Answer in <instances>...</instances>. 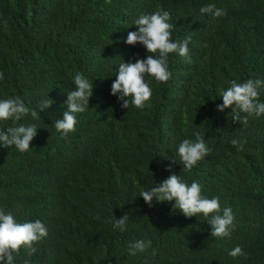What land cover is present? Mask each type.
Listing matches in <instances>:
<instances>
[{
  "label": "trees",
  "instance_id": "1",
  "mask_svg": "<svg viewBox=\"0 0 264 264\" xmlns=\"http://www.w3.org/2000/svg\"><path fill=\"white\" fill-rule=\"evenodd\" d=\"M209 3L227 15L202 14ZM156 11L170 13L173 41L191 36V62L170 54L171 79H150L152 106L123 109L111 94L119 64L148 55L125 41L139 15ZM0 72V99L20 97L39 116L20 122L38 129L29 151L0 147V210L48 230L36 253L21 249L14 264H264V116L243 127L232 109H217L231 81L264 80V0H0ZM77 72L93 83V97L61 138L53 125ZM196 132L211 152L185 173L168 158ZM233 139L246 141L243 151ZM169 167L232 209L230 238L211 237L203 216L187 218L174 202L150 207L140 197L173 174ZM125 214L127 230L115 229ZM137 240L151 247L131 256ZM237 246L247 258L228 255Z\"/></svg>",
  "mask_w": 264,
  "mask_h": 264
},
{
  "label": "clouds",
  "instance_id": "2",
  "mask_svg": "<svg viewBox=\"0 0 264 264\" xmlns=\"http://www.w3.org/2000/svg\"><path fill=\"white\" fill-rule=\"evenodd\" d=\"M202 14L213 17L226 16L224 9L218 8L216 4L209 3L200 8ZM168 11H156L152 14H141L134 21L138 31L129 32L125 43L130 46L142 44L148 52L146 59H137L134 63L122 62L119 64L116 79L111 88V94L118 97L121 107L129 109L130 105L137 109L150 108L152 90L150 79L157 83H167L171 79L169 71V55L177 53L180 57L191 62L189 55V43L191 36L181 41H173V25ZM5 30L8 29L7 21L3 22ZM4 79V73L0 72V80ZM75 90L67 93L66 108L62 119H55L53 127L61 138H67L69 134L76 131L78 114L89 110V101L93 97L94 86L82 73L73 76ZM264 88V80L249 79L238 83L231 81V86L221 90L222 105L217 109L224 112L232 109V120L242 123L246 127L250 117L264 116V103L259 100V90ZM52 101H42L40 113L51 107ZM31 115L33 119L39 118L37 111L27 107L20 97L0 99V123L11 121L14 126L0 127V147L9 149L13 146L25 153L30 150L32 141L37 136V128L34 124L25 125L20 123L22 119ZM5 129L7 131L5 132ZM246 141L233 139L231 144L237 151L244 150ZM211 152L207 146L204 136L200 132L195 133V140L183 139L177 146V151L170 157L171 164L179 163L182 171L191 173L193 168L203 161ZM168 171L173 172L161 184L155 185L150 190L141 191L140 197L151 207L153 201L160 203L174 202V211H179L187 218L203 216L204 220L211 226V237L216 240L230 238L236 229L235 217L231 208H221L219 197L207 198L203 195V186L192 181L191 184L184 182L172 167ZM128 214L117 219L113 223L115 229L126 231L128 225ZM48 236L47 227L40 221L17 222L13 214H5L0 210V264H14L16 255L21 249L29 256L36 253V244ZM151 240H137L128 245L131 256L143 253L151 247ZM153 255L156 251L153 250ZM231 257L244 256L247 253L237 246L228 252Z\"/></svg>",
  "mask_w": 264,
  "mask_h": 264
}]
</instances>
